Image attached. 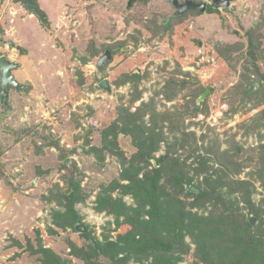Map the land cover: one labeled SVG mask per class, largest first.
<instances>
[{"label": "rangeland", "instance_id": "rangeland-1", "mask_svg": "<svg viewBox=\"0 0 264 264\" xmlns=\"http://www.w3.org/2000/svg\"><path fill=\"white\" fill-rule=\"evenodd\" d=\"M98 1L102 5L92 8V0L83 3L36 0L47 19L48 28H45L20 2L0 0V57L17 63L11 75L24 86L22 92L10 87L6 114L0 104V264H38V256L25 252L16 256L20 249L13 243L24 244L26 238L34 240L38 233L46 248L74 264H82L70 257L66 247V240L84 246L86 241L80 233L67 229L49 235L47 231L51 226V211H63L55 204L56 197L51 196L66 190L70 175L80 181L86 195L84 202L76 204V210L92 236L98 241L110 236L111 241L128 230L123 225L116 228L112 215L95 209L101 186H108L119 178L121 163L107 152L103 161L90 153L92 146H100L102 129L116 119V108L130 106V84L118 87L112 83L123 71L148 73L139 84L142 100L131 104V112L142 101L147 102L169 77L192 76L200 79L206 89H215L213 95L206 97L210 116L204 119L200 115L193 120L195 123L205 121L215 129L220 140L235 134V140L243 142L245 148H254L257 134H264L259 128L252 135L243 136L237 126L256 116L263 106L253 109L251 104L246 105L243 111L229 118L225 116L228 105L222 102L232 85L241 81L255 83L251 57L244 48L228 67L215 51V46L239 41L245 29L256 25L259 16L264 18V0H233L225 9H219V16L189 15L180 25L168 30L167 37L157 36L145 42L137 38L134 23L144 26L154 16L155 22L169 20L174 12L171 2L145 0L133 5L136 20L127 26L123 24L127 0ZM122 44L121 50L99 70L96 63L100 57L94 62L89 60L96 52L102 56L105 47ZM261 49H264V39ZM83 57L85 63L81 60ZM256 66L264 72V59H259ZM94 68L102 75L97 84ZM81 77L84 83L79 84ZM102 81H106L109 92L99 86ZM155 101L157 110L163 111L181 100L166 103L156 98ZM190 130L197 135L202 133L198 126L190 125ZM117 141L129 157L132 152L129 140L119 135ZM57 146L66 153L63 155ZM161 148L157 155L162 153L163 145ZM249 170L245 168L234 177L247 178ZM255 187L253 200L258 203L264 200V191L257 183ZM124 201L127 205L133 204L129 196Z\"/></svg>", "mask_w": 264, "mask_h": 264}, {"label": "trees", "instance_id": "trees-1", "mask_svg": "<svg viewBox=\"0 0 264 264\" xmlns=\"http://www.w3.org/2000/svg\"><path fill=\"white\" fill-rule=\"evenodd\" d=\"M142 1L145 3V0H135L123 8L124 25L135 22L133 5ZM92 4V8L102 5L98 0H92ZM218 12L208 5L204 14L219 16ZM196 13L201 14L200 11L189 10L161 22H155L154 16L155 19L145 22L144 26L135 22L137 38L144 42L151 38L155 40L157 36L165 38L168 30ZM44 19V26L48 28L46 16ZM263 29L264 18L259 16L256 25L245 29L239 41L215 46L217 56L225 66L229 67L244 48L252 59L255 83L259 88L252 86L254 83L241 81L232 85L222 99L228 105L225 116L229 118L243 111L246 105L251 104L253 109L263 106L256 116L237 125L243 136H250L259 128L264 130V72L256 66L259 59H264V49H261ZM233 34L239 36L236 32ZM122 46L105 47L103 52L109 51L113 57ZM101 54L96 52L89 60L94 62ZM81 60L86 62L84 57ZM93 71L97 84L102 75L95 68ZM232 71H235L234 67ZM147 74L140 70L136 73L123 71L112 80L118 87L130 84V106L116 108V119L100 133V146L90 149V153L99 156L101 161L107 152L121 163L119 178L108 186H101L95 209L112 215L116 228L123 225L128 230L117 234L111 241L110 236H105L103 241L92 236L76 210V204L84 202L86 195L80 181L70 175L65 183L66 190L51 196L56 197L55 204L63 211H51L48 234L56 235L57 230L67 229L77 232L76 226L82 224L86 231L80 233L86 241L84 246L66 240L70 257L82 264H264V200L258 203L253 200L256 183L264 191V134H257L254 148H245L243 142L235 140V134L220 140L215 129L205 121L195 123L193 120L200 115L204 119L209 117L211 110L209 98L196 105L197 98L207 87L192 76L187 79L169 77L147 102L142 101L131 112V104L142 100L139 84ZM81 80L79 84L84 83L82 77ZM209 89L213 95L215 89ZM156 98L166 103L181 101L170 109L158 111ZM190 125L198 126L202 133L197 135L190 130ZM119 135L130 142L132 152L129 157L119 146ZM161 145L162 153L157 155ZM223 145L226 147L222 148ZM59 151L63 155L66 153ZM245 168L250 169L247 178L236 179L234 176ZM189 187L196 188L198 194L191 192ZM125 196L132 199V205L125 203ZM250 218H253V223ZM38 234L34 240L26 238L24 244L13 241L14 246L20 249L16 256L25 252L38 256V264H74L46 248Z\"/></svg>", "mask_w": 264, "mask_h": 264}, {"label": "water", "instance_id": "water-1", "mask_svg": "<svg viewBox=\"0 0 264 264\" xmlns=\"http://www.w3.org/2000/svg\"><path fill=\"white\" fill-rule=\"evenodd\" d=\"M23 3V6H25L26 10L28 12H33L38 19L40 20V22L45 25V19H44V14L39 10V7L32 1L30 0H21ZM131 1L134 0H130L127 3V7L130 6ZM169 2H171V5L174 9L173 14L171 15L172 17L174 16H181L183 15L186 11L194 9V10H199L201 13H203L205 11L206 8V4L202 3L200 5H195L193 2L187 0L185 1L183 4H179L177 0H168ZM233 0H224L223 2L220 0H210V3L212 4V6L214 8L217 7H228V5L230 4V2ZM9 45H11V43H7ZM110 52L109 51H105L104 54L102 56H100V58L98 59L97 63H96V68L97 70H99L101 68V66L104 64V62L110 60ZM17 68V63H12V62H8V60L5 57H0V73H1V78H0V104L3 107V113L6 114L9 110V92H10V86L14 87L15 89H19L20 91L24 88L23 85H20L16 80H14L13 76L11 75V70L16 69ZM100 87H102L106 92L110 91V88L108 87V85L106 84V81H102L99 85ZM252 86H254L256 89L259 88V84L258 83H254ZM211 93V91L209 89H206L202 94H200V96L197 98L196 100V105L199 106L201 102H203L206 97ZM152 163L155 165V162L152 161ZM191 192H193L194 194H198V190L194 187H189L188 188ZM251 223H253V218H251ZM76 230L79 233H83L84 229L81 225H77L76 226Z\"/></svg>", "mask_w": 264, "mask_h": 264}, {"label": "flooded vegetation", "instance_id": "flooded-vegetation-1", "mask_svg": "<svg viewBox=\"0 0 264 264\" xmlns=\"http://www.w3.org/2000/svg\"><path fill=\"white\" fill-rule=\"evenodd\" d=\"M15 1H20V0H15ZM30 1H32V2H34L36 5L38 4L37 2H36V0H30ZM128 2L130 1V0H127ZM135 1V0H134ZM134 1H131V3L132 2H134ZM164 1H166V2H168V0H164ZM178 1V3L179 4H183L185 1H187V0H177ZM189 1H191V2H193L195 5H200V4H202V3H205L206 4V8L208 7V5H211L212 6V4L210 3V0H189ZM220 1H224V0H220ZM20 3L23 5V3H22V1H20ZM131 3H130V5H131ZM169 3V2H168ZM170 4V3H169ZM38 6V5H37ZM25 7V6H24ZM206 8H205V11H206ZM214 8V7H213ZM221 7H217V8H214V9H220ZM226 7H224L223 9H225ZM26 9V8H25ZM39 10H40V8H39ZM174 10V9H173ZM191 10H194V9H191ZM41 11V10H40ZM189 11V10H188ZM188 11H186V12H188ZM197 11H199V10H197ZM205 11L203 12V13H205ZM42 12V11H41ZM185 12V13H186ZM30 14L29 15H31V17L34 15V16H36L33 12H29ZM43 13V12H42ZM44 14V13H43ZM44 16H45V14H44ZM37 17V16H36ZM38 18V17H37ZM39 20V19H38ZM39 22H40V20H39ZM8 62H9V60H8ZM13 70H11V72H12ZM0 78H1V73H0ZM11 87V86H10ZM11 88H13L14 90H15V88L14 87H11ZM10 88V89H11ZM1 89V88H0ZM24 89V88H23ZM23 89L20 91V92H22L23 91ZM18 91V90H17ZM0 98H1V95H0Z\"/></svg>", "mask_w": 264, "mask_h": 264}, {"label": "clouds", "instance_id": "clouds-1", "mask_svg": "<svg viewBox=\"0 0 264 264\" xmlns=\"http://www.w3.org/2000/svg\"><path fill=\"white\" fill-rule=\"evenodd\" d=\"M6 58V57H5ZM7 59V58H6ZM8 60V59H7ZM10 62V61H9ZM13 63V62H12Z\"/></svg>", "mask_w": 264, "mask_h": 264}]
</instances>
